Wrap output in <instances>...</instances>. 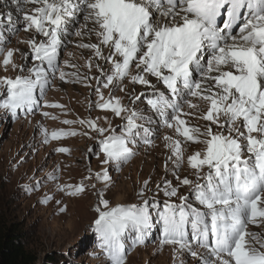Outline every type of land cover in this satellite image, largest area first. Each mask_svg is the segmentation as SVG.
Instances as JSON below:
<instances>
[{"label":"snow or ice","instance_id":"snow-or-ice-1","mask_svg":"<svg viewBox=\"0 0 264 264\" xmlns=\"http://www.w3.org/2000/svg\"><path fill=\"white\" fill-rule=\"evenodd\" d=\"M24 5L31 7L25 10ZM16 7L31 38L23 41L28 51H4L0 46L4 71L25 73L0 76V109L15 115L18 109L38 106L34 89L39 87L43 95L49 73L59 67L63 37L82 17L75 31L81 38L78 47L91 50L86 66L91 69L95 59L99 73L93 77L98 100L90 107L126 120L119 133L110 122L105 128L91 119L79 121L98 137L95 154L101 163L119 168L135 155L130 145L138 138L152 143L150 129L138 122L145 116L135 107L146 96V104L176 133L175 138L164 137L169 153L165 171L171 170L178 184L166 177L156 183V191L168 198L163 207L147 195L152 191L150 178L137 192L138 203L113 206L103 190H96L99 203L93 224L107 264H126L121 237L130 229L133 245L143 243L153 227L152 210L161 224V244L173 246L174 258L187 251L196 264H264V0H16ZM18 23L11 12L0 14V45L7 42L3 31H18ZM16 53L30 59L32 66L17 64ZM152 78L167 92L160 91ZM60 79H65L63 71ZM125 80L150 90L139 95L133 90L132 108L112 94L117 87L128 93ZM101 87L108 89L107 99ZM181 102L192 111L185 112ZM186 116L205 123L190 124ZM75 134L73 129L44 130V142ZM190 144L202 147L186 155ZM185 162L195 179L178 174ZM94 178L103 180L105 189L111 181L107 169L96 172ZM181 185L188 188V195H179ZM38 186L36 181L23 187ZM86 190L84 184L57 185V191L69 196ZM172 197H178L179 203L172 202ZM48 199L45 196L42 202Z\"/></svg>","mask_w":264,"mask_h":264},{"label":"rangeland","instance_id":"rangeland-1","mask_svg":"<svg viewBox=\"0 0 264 264\" xmlns=\"http://www.w3.org/2000/svg\"><path fill=\"white\" fill-rule=\"evenodd\" d=\"M30 7L31 5L29 9ZM24 9L28 10L25 5ZM8 12H11L9 6L0 4V14L6 15ZM15 12L11 13L13 20L19 21L17 24L19 30L16 32L4 30L3 36L7 42L0 46L4 51L8 48L28 51V46L23 41L30 39L31 34L23 29L22 12ZM82 23L81 17L80 22L70 29L71 34L63 37L57 60L59 67L55 73H49V82L43 95L39 87L34 89L38 106L34 105L32 110H28L27 107L23 110L18 109L15 115L0 109V223L14 224L21 231L26 249L36 257L35 264H107L93 224L97 217L95 209L99 203L97 189L104 191L105 198L113 206L118 203L125 205L138 203L137 192L143 181L150 178L149 187L152 191L147 195L150 199L154 197L160 201L163 207V201L168 198L162 191H156V183L166 177L174 185L178 184L171 170L166 172L164 167L169 154L168 149L164 147V137L175 138L176 133L174 129L167 127L163 117L154 113L146 104L147 96L137 101L135 107L145 116L144 120L138 122L150 129L152 143L145 144L138 138L135 144L130 145L135 155L123 162L119 168L114 163L102 164L95 154L99 151L98 137L86 124L82 125L79 121L91 119L105 128L110 122L112 128L119 133L126 120L116 117L111 111L90 107V103L94 105L98 100L95 92L96 80L93 77L99 73L95 68L97 62L95 59L91 69L86 66L89 57L92 56L91 50L78 47L81 38L75 35V31ZM91 39L95 42V36ZM83 40L87 43L88 37L85 36ZM14 60L17 64H26L27 67H31L33 63L30 59L25 60L20 53L15 54ZM99 63L103 64V61ZM61 71L65 73L64 80L60 79ZM73 73H77L79 77L87 76L88 79L84 82L73 76ZM17 74L25 73L11 69L5 72L0 66V76ZM152 82L157 84L160 91L167 92L164 85L158 83L155 78H152ZM124 85L129 90L127 94L121 92L119 87L114 89L112 94L121 97L122 102L129 108L133 107L130 103L133 90L137 95L150 91L141 85H130L127 80ZM101 91L107 99L108 89L101 87ZM185 99L197 102L195 98ZM181 103L185 112L192 111L186 104ZM45 112L50 115H43ZM148 117H151V121ZM183 118L193 125L205 123L195 117ZM65 120L75 123L65 124L63 123ZM69 129L75 130L76 134L62 135L58 140L49 139L47 143L44 142V130L51 133ZM59 147L67 148L69 151L58 152L56 149ZM201 147L195 144L188 145L185 149L186 155L200 150ZM90 148L95 151L90 153ZM172 167L173 164L169 161V169ZM89 168L92 170L91 173ZM102 169H107L111 178L107 189L104 188L103 180L94 178L95 173ZM178 174L181 178L187 175L190 179H195L186 162L180 166ZM88 177L92 178L86 179ZM36 181H39V186L32 190L23 187L24 185L31 187ZM79 184L86 185L87 190L76 196L57 191V185ZM92 185L96 188L93 189ZM179 195H188V188L181 185ZM45 196H50L51 199L42 202ZM171 201L179 203L178 197H172ZM60 208L65 210L61 212ZM152 223L153 227L143 243L133 245L134 232L130 229L122 235L121 243L126 250V264H180L181 261L183 264H196L195 259L187 251L174 258L173 246L161 244L163 238L161 224L154 210ZM252 230L259 231L255 227ZM188 231L190 234V226Z\"/></svg>","mask_w":264,"mask_h":264},{"label":"trees","instance_id":"trees-1","mask_svg":"<svg viewBox=\"0 0 264 264\" xmlns=\"http://www.w3.org/2000/svg\"><path fill=\"white\" fill-rule=\"evenodd\" d=\"M25 245L21 231L14 224L0 223V264H35V255Z\"/></svg>","mask_w":264,"mask_h":264},{"label":"bare ground","instance_id":"bare-ground-1","mask_svg":"<svg viewBox=\"0 0 264 264\" xmlns=\"http://www.w3.org/2000/svg\"><path fill=\"white\" fill-rule=\"evenodd\" d=\"M0 4H5V5L7 4L12 13L17 11L16 0H0ZM25 6H26V9H29L30 5H25ZM86 41L88 42V40H86Z\"/></svg>","mask_w":264,"mask_h":264}]
</instances>
